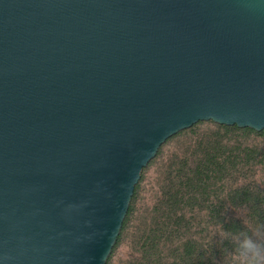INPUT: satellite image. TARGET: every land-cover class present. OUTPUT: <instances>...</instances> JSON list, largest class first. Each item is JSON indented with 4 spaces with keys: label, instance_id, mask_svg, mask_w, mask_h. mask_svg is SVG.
I'll return each instance as SVG.
<instances>
[{
    "label": "water",
    "instance_id": "obj_1",
    "mask_svg": "<svg viewBox=\"0 0 264 264\" xmlns=\"http://www.w3.org/2000/svg\"><path fill=\"white\" fill-rule=\"evenodd\" d=\"M207 121L264 130V0H0V264H105Z\"/></svg>",
    "mask_w": 264,
    "mask_h": 264
},
{
    "label": "trees",
    "instance_id": "obj_2",
    "mask_svg": "<svg viewBox=\"0 0 264 264\" xmlns=\"http://www.w3.org/2000/svg\"><path fill=\"white\" fill-rule=\"evenodd\" d=\"M264 223V130L197 122L142 168L105 264H225Z\"/></svg>",
    "mask_w": 264,
    "mask_h": 264
},
{
    "label": "clouds",
    "instance_id": "obj_3",
    "mask_svg": "<svg viewBox=\"0 0 264 264\" xmlns=\"http://www.w3.org/2000/svg\"><path fill=\"white\" fill-rule=\"evenodd\" d=\"M225 264H264V223L230 233Z\"/></svg>",
    "mask_w": 264,
    "mask_h": 264
}]
</instances>
